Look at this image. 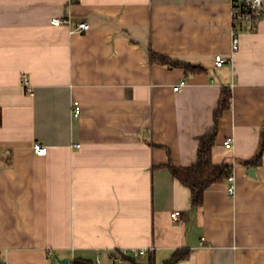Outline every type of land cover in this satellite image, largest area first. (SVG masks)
<instances>
[{"label":"crops","instance_id":"0c3cea01","mask_svg":"<svg viewBox=\"0 0 264 264\" xmlns=\"http://www.w3.org/2000/svg\"><path fill=\"white\" fill-rule=\"evenodd\" d=\"M224 88L212 153L235 193L194 206L169 165L196 162ZM262 136L264 20L234 50L229 0H0V264H264Z\"/></svg>","mask_w":264,"mask_h":264},{"label":"trees","instance_id":"16d2710c","mask_svg":"<svg viewBox=\"0 0 264 264\" xmlns=\"http://www.w3.org/2000/svg\"><path fill=\"white\" fill-rule=\"evenodd\" d=\"M164 63H170L172 66L184 67L186 70L195 71L200 69L201 66L194 65L185 61L170 60L167 57H160ZM230 89L224 88L220 99V104L215 112V125L214 128L200 137V143L198 148V156L195 163L186 167H176L172 164L169 165L170 170L174 177L179 179L191 190L192 204L198 206L202 204L205 190L212 184L225 181L229 174L232 172V168L228 164H216L213 161L212 148L216 142L218 122L221 112L230 107L231 100ZM264 148V138L262 136V143L256 153L255 157L246 161L247 163H254L258 165L260 163L261 155ZM188 256L186 251H176L174 255L168 259L164 264H173ZM131 264H153L150 261L142 262L135 257H127ZM74 264H87L83 260H75Z\"/></svg>","mask_w":264,"mask_h":264},{"label":"built area","instance_id":"2783aa9c","mask_svg":"<svg viewBox=\"0 0 264 264\" xmlns=\"http://www.w3.org/2000/svg\"><path fill=\"white\" fill-rule=\"evenodd\" d=\"M231 9V21H232V48L237 50L240 45V33L241 32H255L258 28L260 20H264V0H229ZM52 24L61 25L63 23L69 24L70 19L66 18H53ZM90 25L87 21L81 20L76 24V29L80 32L87 31ZM226 62V58L221 54L215 56V63L217 66H222ZM28 91H32L30 86L25 81ZM186 83L182 80L174 86V90L180 91L182 86ZM81 105L78 100L73 102V115L78 117L80 115ZM224 145L230 148L232 145V138H227L224 141ZM33 150L37 155H46L48 148L46 145L35 142L33 144ZM228 192L230 194L235 193L234 174L230 173L228 176ZM181 211L176 210L172 213V219L174 221L179 220ZM146 254V250L129 249L120 253H115L112 257L114 261L121 262L127 257L140 258Z\"/></svg>","mask_w":264,"mask_h":264},{"label":"water","instance_id":"95a60500","mask_svg":"<svg viewBox=\"0 0 264 264\" xmlns=\"http://www.w3.org/2000/svg\"><path fill=\"white\" fill-rule=\"evenodd\" d=\"M65 261H68L67 259H65Z\"/></svg>","mask_w":264,"mask_h":264}]
</instances>
